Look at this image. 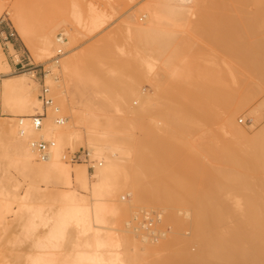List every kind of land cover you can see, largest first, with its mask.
<instances>
[{
  "label": "bare ground",
  "instance_id": "bare-ground-1",
  "mask_svg": "<svg viewBox=\"0 0 264 264\" xmlns=\"http://www.w3.org/2000/svg\"><path fill=\"white\" fill-rule=\"evenodd\" d=\"M250 3L253 11L247 10ZM24 5L17 3L7 14L35 61L47 63L53 52L65 50L60 62L51 60L53 66L46 67L50 72L44 79L52 102L44 107L33 71L6 74L11 66L0 45V106L7 114L0 119V167L4 163L0 170L5 174L0 179V223L9 229L13 222L16 236L41 227L32 251L20 264H135L141 253L160 256L151 264H264V124L250 135L235 121L264 87V0H146L107 38L71 55L68 52L79 36L99 28L106 13L92 8L84 14L76 11L70 20L73 28L51 18L36 39ZM3 6L0 0V14ZM137 13L145 17L143 22L137 21ZM192 17L196 23L191 25ZM181 33H187V40H182ZM197 34L226 47L235 56L232 64L193 74L197 68L190 62L196 57L193 35ZM8 45L14 49L12 43ZM111 47L119 56L108 76L86 77L94 62L111 63ZM179 56H185L184 63ZM14 57L19 60L17 54ZM173 60L183 63L180 69ZM129 66L136 71L133 78ZM57 67L64 83L55 80ZM143 67L148 72L163 69L167 79L172 76L173 82L181 76L188 84L180 83L181 94L173 96L167 88L160 89L155 78L148 81L154 92H142L136 77H141ZM228 84L237 88L228 89ZM158 89L166 92L159 93L166 100L180 95L181 99L163 106ZM43 111L42 125L35 127L31 118ZM114 111H122L121 116ZM254 111L252 122L254 116L257 119ZM143 115L155 116L154 123L149 119L153 129L174 138L178 132L191 131L194 118L205 116L207 123L213 117L218 126L196 146L185 144L178 149L164 137H156L159 146L165 147L155 150L164 162L156 158L159 164H154L148 160L155 148L152 127L144 133L140 127L144 135L140 139L133 133L135 119ZM137 139L143 143L139 150ZM36 140L53 142L45 159L32 146ZM76 144L85 147L87 157L70 163L67 152ZM216 161L221 162L219 167ZM10 168L27 180L23 192L19 187L24 181L14 176L16 180L8 183L13 179ZM57 184L62 187L51 188ZM237 185L245 190L238 191L244 192L239 197L242 202L234 198L232 206L241 209L235 212L225 203L229 197L221 194L224 188L236 191ZM122 192L125 195L119 198ZM144 204L161 206L156 210L159 219L149 230L139 229L135 225L139 212L132 213ZM227 222L232 229L226 228ZM182 225L189 227L190 237L174 230ZM154 232L158 238L151 236ZM191 242L197 245L195 253L187 248ZM66 246L71 248L63 254Z\"/></svg>",
  "mask_w": 264,
  "mask_h": 264
},
{
  "label": "rangeland",
  "instance_id": "rangeland-1",
  "mask_svg": "<svg viewBox=\"0 0 264 264\" xmlns=\"http://www.w3.org/2000/svg\"><path fill=\"white\" fill-rule=\"evenodd\" d=\"M145 1L146 0H2V3H3L4 6H3L2 12H1L2 15L0 14V45H1V50H2L3 54L5 55L6 59L8 60V62L10 63V66H11L10 67L11 71L9 73H6V74H8L10 76V75H15V74H18V73H21V72L30 71L31 69H26L27 66L21 67V64L29 63V65L34 66V69L36 70L35 71V79L38 82V89H39V92H40L43 73L46 74L49 71V70H46L48 68V66H51L53 64L52 61H51L52 59L47 62L48 64L47 63H39V62L35 61V59L32 57L33 55L29 52L30 50H28V48L25 45V43L23 42V40L21 39V37H19V34L16 32V30L14 28V24H13L12 20L9 19L10 15L7 14V11L9 9H11V7H14L17 3L21 2V3H23V4H25L27 6V7H25V5H24L25 11L28 8L27 11H28L29 15L27 14V11H26V14H27V16H29L30 29H31V32H32L33 36H36L35 37L36 39L40 35L41 28H42L43 24H45V22L48 21L51 18H54L56 21L60 22L61 24L66 25L68 27L71 25L70 28H73L72 26H74V25H72V23L74 24V22H70V20L71 21L74 20V18L72 19V17H74L76 15V13H75L76 11H77V14H78V11H79V13L84 14V13L89 12L90 9L92 8L94 10H99L101 12L106 13V16H105L106 20L99 28H97L94 31H91L89 33H83V34H81L79 36L77 42H75V44H74V47H73L74 49L72 51L68 52V55H71L73 52H77L79 50L86 49L90 45H93V44L99 42L100 40L107 38L109 35H111L120 26V24L126 18L127 15H129L131 12L136 10L137 7L140 4L144 3ZM74 4H75V6L77 4V7L80 10L77 7L74 8V6H73ZM247 8H248L247 9L248 11H253V9H255V6H254V4L250 3L247 6ZM74 9H78V10L73 11ZM139 16H140V14L137 13L136 14L137 21L138 22H143L145 20V17H143L142 15L140 17ZM195 19H196L195 17L191 18V22H190L191 25L196 23V21H194ZM61 31H62V28H61ZM8 32H13L14 34L12 36H9V38L7 39V38H5V34H7ZM60 34H62V33L57 31V35L59 36ZM179 35L183 37L182 40H187V33H181ZM63 36H64V39H65V35H63ZM193 41H194V44H193V50L194 51L193 52L195 53L196 57H194L195 60H193V58H192L190 63H191V67L193 69L197 68V70L196 69L194 70L195 72L193 71V74L197 73L196 75H198V71H199L198 69H200L199 72L201 74H202V72H204L203 70H207V71L211 72V71H214L215 69H218V68H225L226 69V67L228 68L230 66V64H232V60L235 58V56H233L226 47L220 48L218 43L213 42L212 40H210L209 38H207V37H205L203 35H198V34L197 35H193ZM9 42L14 44V46L16 47V50L9 48V45H8ZM64 50L65 49L62 48V51H64ZM110 50H111V57H110L111 63L103 62V64H102L100 62H94L93 64L90 65V67H89L90 69L88 70V72L85 73L86 77L93 76V77H95V80H99V77H97L98 74H101V77L103 76V78L108 76L109 70L113 68V62L119 56V53H117L112 47L110 48ZM14 54L18 55V57H19L18 61H16V58L14 57L15 56ZM54 54H55V52H53L52 56ZM185 56H179L178 58L179 59H180V57H181V59L183 58L182 60H183V63H184ZM186 58H187V56H186ZM61 59L62 58L60 57L59 62L61 61ZM176 60H173V63ZM180 60L176 61L177 62V68L183 65L182 62L180 63ZM157 64L158 63L156 62V65ZM175 65L176 64H174V66H172V67H176ZM170 67H171V65H170ZM57 68H58L57 69L58 72L55 71V75H56V79L55 80H57V81H59L61 83H64V81H63L64 77L62 76L61 72L59 71V67H57ZM42 69H43V71L45 70V72H42ZM141 69H142V72L140 74L141 77L139 76L138 80H137V77H136V83H137V85L140 86V88L142 89V92H145V93L154 92V89H153L154 87L152 88L149 85L148 81L149 80L154 81L155 78H158L159 82L158 81L157 82L161 83L160 84L161 86L158 84L159 88L160 87L161 88L163 87V89L167 88V90H165L166 92L169 90L170 93H172V94L176 93L175 95L178 94V96H179V94H181V92H182V87H181L180 83H182V86L184 87V84H185L186 80H188L186 78L178 76V77H176L177 81H174L175 78L173 77L174 80L172 82L171 81L172 80V76L170 75L171 77H169V79L170 78L171 79L169 81V79H167L168 75H165V74H168V72L165 73V71L163 69H160V70H156L155 69L157 71V74H154V73H156L155 70H154V72H153V70H152V72H150V71L148 72V69L145 68V67L140 68V71H141ZM178 69H180V68H178ZM31 71H33V70H31ZM140 71H139V73H140ZM162 71H164V72H162ZM128 72H129V76L131 78H133V75H135L134 73L136 71H135L134 68L129 66L128 67ZM33 73H34V71H33ZM94 74H96V75H94ZM8 75H5V76H8ZM155 75H157V76H155ZM44 78H45V75H44ZM149 78H151V79H149ZM1 80L2 79L0 77V84L2 82ZM166 80H167V82H166ZM44 81H45V79H44ZM164 84H167L168 86H166V85L164 86ZM186 84H188V83L186 82ZM178 86H179V88L181 87L180 88L181 91L178 88ZM234 86H235V88H237L236 84L235 85L228 84V89L234 88ZM0 89H1V85H0ZM160 89H158V91H159V92H157L158 94L163 91V89L162 90H160ZM176 89H178L179 91L176 90ZM165 91H163V92H165ZM119 92L121 93V91H119ZM178 92H180V93H178ZM165 93H163V94H165ZM154 94L156 95V92ZM160 94L162 95V93H160ZM160 94H159V96H160ZM175 95L173 94V96H175ZM255 95L252 97L250 103L248 104V107L243 112L238 113L235 116V121L239 124L240 127H243V129H245V130L247 129V131H248V133L250 135L253 134L252 132H254V130L256 131L258 128L263 126L262 124H264V105H263L264 104V102H263L264 101L263 100L264 99V87H261L259 89V91H257V93ZM159 96H157V97H159ZM165 96H167V94H165ZM178 96L175 97V98H178V99H173L172 97H169L168 100H166L167 99L166 97L160 96L161 99H160V97H159V99L161 100V102H160L159 99H158V101L163 106L166 103H167L166 105H169V104H171V105L174 104L175 105V104H177L180 101L179 98L181 99V95H180V97H178ZM155 99H156V97H155ZM261 100H262V102H261ZM135 101L133 102V105H135ZM258 102L259 103L261 102V104H259ZM136 105H137V103H136ZM258 105H260V106H258ZM1 108L2 107L0 106V119L4 120L3 118L6 117L7 114ZM253 108L255 110L254 111L255 115H257V119L254 116L255 122H252V120H251V117H252L251 111L253 110ZM257 108H259V111H258ZM112 110H111V112H112ZM115 111L113 113L114 114H118L119 113L118 116L120 115V113L122 114V111H117L118 113H116ZM154 114H156V113H154ZM143 116L142 117L138 116V118L135 119L136 120L135 124H136L137 128H135V126L132 125L133 126L132 128H134L135 131L133 129H131V130H132V132L134 131L133 132L134 134L136 132V135L138 136V137L136 136L137 138H139V137L143 138L144 137V135L141 132L142 128L144 129V131H143V133H144L148 127L150 128V127L154 126L152 124H149V119H150L151 123L152 122L154 123V120H155V116L154 115H153L154 117H152L150 115V118H148L147 115H143ZM204 117L203 118L200 117L199 119L198 118H194L193 121H192L193 129L191 131H189V132H184V133L183 132H178V134H176L177 136L175 138H174V134L172 136L171 135L167 136L168 134L166 135L164 133L166 137L165 136H161V135H163V133L158 134L159 132H157V130H154L155 128L152 127V129L154 128L153 129V131L155 133L154 134L153 131H151L152 129L150 128L151 129L150 130L151 131V136L154 139L152 144L153 143L155 144V148L156 149L154 148V145L153 146L151 145L154 148V152L155 153L154 152H152V153L155 156H154L153 159H151L150 157H152L151 156L152 153L149 152L150 153V155H149L150 157L148 158V160L150 159V161L151 162L153 161V163H154V161H156L154 159L157 158V160H158L160 158L159 161L161 162L163 160V162H164V159L161 158L162 154H160L161 157H158L159 153L157 151H155V150H158L159 152H161L160 151L161 150L160 147H162V145H163L162 144V145L159 146V143L156 142L157 141L156 137H158V136L164 137V139H167L169 142L174 143L176 146H178V149L179 148H184L185 144H190V145L196 146L203 139V137H206L210 133L214 132V129H216L217 126H218V124L216 123L217 120L214 119L213 117L208 118L207 123L204 122V119H206ZM151 118H154V120L152 121ZM157 118H159V117H157ZM159 119H157L156 122L159 121ZM133 124H134V122H133ZM250 124L252 126H250ZM140 127H142V128L139 131ZM137 141L138 142H136V143H139V144L136 145V149L139 150L140 140L137 139ZM141 145L143 146V143H141ZM163 147H164V145H163ZM140 148H142V147H140ZM73 149L74 150H72L71 152H75V151L81 152L83 149H85V147L83 145H81V144H76ZM71 152H67V154L71 153ZM205 158L206 157H204V159ZM66 160L71 163V161L68 159V156H67ZM175 160L178 161V159H175ZM175 160H170V162H172V163L176 162ZM1 161L2 160L0 159V163H1ZM81 161H83V160H81ZM76 162H80V161H76ZM151 162H150V164H151ZM156 163L159 164L158 161H156ZM156 163H154V164H156ZM215 163L217 164L216 166L219 167V164L221 162L220 161H216ZM3 164H1V167L3 166ZM89 165H90V163L87 162V166H89ZM92 169H93V167H91V166L88 168L89 171H91ZM14 171L15 170L12 169V168L9 169V173L13 176L12 177L13 179H12V181L10 179L11 182H8V183L12 184V182H14L16 180V179H14L15 177H17L19 180L24 181V182L21 183V186L19 187V191L23 192V190L25 189V186L27 185V180L21 179L19 177V175L16 172H14ZM15 174H17V175H15ZM2 175H5V174H2V172L0 170V179L3 180V176ZM161 176H162V178L165 177L163 174H161L160 177ZM4 178L7 179V177H4ZM233 181H231V182H233ZM235 183H237V181H234V184ZM2 184L6 185V182L5 183L3 182ZM237 186H240V188L234 186L235 189L238 188L236 191L235 190L234 191L231 190V191L228 192L227 189L225 190V188L223 187L224 191H222V192H224V194L221 192L222 193L221 195L225 196L224 198L229 197L228 199L226 198L227 202H225V203L226 204L230 203L228 205H230L231 208L233 207L232 208L233 210H234L235 207L232 206V205H235V203H236L235 199L237 200L239 197L244 196V194H243L244 192L243 191L245 189L241 188L242 185H237ZM6 187H8V184L5 186V188ZM10 187L11 186L9 185L8 188L11 189ZM61 187H62V185H60V184H57L55 186H51V188H53V189L54 188H61ZM239 189L243 190L242 191L243 193H241V195L238 192V191H241ZM255 190L256 191H260V189H258L257 187H255ZM248 192L251 195L252 191H248ZM235 193H238L240 196L237 195V194L234 195ZM121 195H125V193L122 192V193L118 194V197L120 198ZM235 196L238 197V198H236ZM126 198H127V196H125L124 200H126ZM122 199H123V197H122ZM239 199H240V201L241 200L243 201V198H239ZM223 200H225V199H223ZM228 200L231 201V202H229ZM159 207H161V206L160 205H149V204L146 205V204H144V205H141V206H136L132 213L134 214L135 211L137 213V210H138L139 213L142 210L143 211H145V210H155V211L157 210V211H160ZM237 208H235L236 209L235 212L236 211H241V209L239 210ZM140 209H142V210H140ZM224 211H226L225 207H224ZM227 212H229V210H227L226 213ZM226 219H229V218H226ZM226 221H229L230 224L231 223L233 224V222H231L230 219L226 220ZM12 223L10 224L9 229L6 228V226H4L3 224L0 223V264H15V263L20 264V263H22L25 260V258L27 256V253L32 251V241L34 239V236L41 229V227L38 226L37 228H35L33 230H30L27 233L26 236H16L15 235L16 232H14V227H13L14 223L13 224ZM225 224L227 225L226 228H229L231 226L228 222L225 223ZM166 226H162L160 228L166 229L167 228ZM230 229H232V226H231ZM174 230H176V231L178 230L177 232L180 233V235L183 236V237L187 238V237L191 236V230L189 229V227L186 228V226L182 225V227L180 229L174 228ZM187 245H188L187 248H188L190 253H195L197 251V245H195L194 243L191 242V243H188ZM68 248H71V246L64 247L62 249V253L64 254L65 251H68L69 250ZM61 258H62V256L60 255V259ZM159 258H160V256H158V255L150 256V255H147L145 253H141L139 255V257L135 260V264H151L154 261L158 260Z\"/></svg>",
  "mask_w": 264,
  "mask_h": 264
},
{
  "label": "built area",
  "instance_id": "built-area-1",
  "mask_svg": "<svg viewBox=\"0 0 264 264\" xmlns=\"http://www.w3.org/2000/svg\"><path fill=\"white\" fill-rule=\"evenodd\" d=\"M13 34H14L13 32H8L7 34H5V38L8 39L9 36H12ZM59 37H61L62 39L63 38L62 34H60ZM62 54H63V51L61 49H58L55 52V54L52 56V61L54 63H57ZM25 66H27L26 69L33 70L35 74L36 70L34 69V66L29 65V63L21 64V67H25ZM42 72H45V70L43 71L42 69ZM44 75L45 74L43 73L39 97L41 98L42 105L46 107L52 102V98L49 95L48 85H46L44 81ZM44 115H45V111L34 114L33 117L31 118L32 124L35 127H40L42 125V120H43ZM52 144H53L52 141H44V140H36L32 142V146L37 151L38 157L40 159H45L48 156V149ZM86 157H87V152L85 149H83L81 152L79 151L71 152L68 155V159L71 162L85 160ZM138 216H139V220L135 221V225H137L139 229L145 228L149 230L156 224V222L159 219V215L157 214V211L155 210L141 211ZM151 236H153V238H158L159 233L157 232L151 233Z\"/></svg>",
  "mask_w": 264,
  "mask_h": 264
},
{
  "label": "crops",
  "instance_id": "crops-1",
  "mask_svg": "<svg viewBox=\"0 0 264 264\" xmlns=\"http://www.w3.org/2000/svg\"><path fill=\"white\" fill-rule=\"evenodd\" d=\"M5 43V42H4ZM12 45H13V48L16 50V47L14 46V44L12 43Z\"/></svg>",
  "mask_w": 264,
  "mask_h": 264
}]
</instances>
